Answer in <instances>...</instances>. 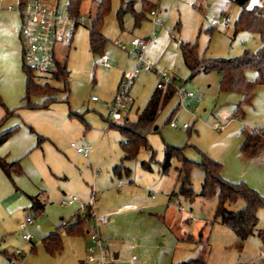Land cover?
<instances>
[{"label":"rangeland","instance_id":"rangeland-1","mask_svg":"<svg viewBox=\"0 0 264 264\" xmlns=\"http://www.w3.org/2000/svg\"><path fill=\"white\" fill-rule=\"evenodd\" d=\"M15 1L18 0H8ZM149 1L159 3L161 10L157 35H169L176 44L170 48L172 53L180 54V59L178 56L173 58L174 54L169 56L170 61L177 63L176 69L159 66L183 80L184 87L203 96L202 100L189 98L180 102L179 96H175L159 114L155 125L158 129L147 135L148 146H142L136 157L123 161L120 143L125 137L117 127H109L107 103L115 91L120 69L128 67L126 70H131L135 65L129 52L130 41L151 33L153 22L149 13L138 25L132 13L128 12L121 27L117 17L121 0H111V11L105 16L102 28L108 40L102 53H94L90 47L91 18L95 16L101 0H83L81 12L87 15V23L77 27L72 41L56 46L57 58L68 62L69 90H65L64 83L52 78L51 74L35 71L37 82H47L60 89L56 94L58 100L48 109L24 110L19 117L21 122L30 123L40 134L49 137L44 142L48 163L45 166L39 164L38 168L44 177L49 201L46 212L35 215V225L28 228L35 236L34 243L23 240L19 228V221L30 212L26 207L28 197L19 193L17 197L0 202V235H6L8 247L23 249L18 264H86L76 258L68 244L66 248L64 245L61 255L50 254L40 244L42 233L37 225L42 221H52L60 226L63 219H69L76 207L66 205L64 201L73 194L81 195L80 190H85L87 183L99 192V203L109 213L110 223L102 225V231L110 237L113 264H173L194 259L202 251L206 264H264L260 261L259 247L251 241L247 244L246 239L243 248L239 249L235 233L215 217L218 197L200 195L204 172L199 166L190 171L194 192L190 197L179 192L176 169L181 165L179 160L173 159L168 173L163 174L159 170V163L165 156V145L171 144L185 147L184 156L196 162L201 161L202 153L214 158L225 157L227 162L223 175L229 178L234 171L233 145L241 140L238 136L244 129L264 130V84L257 86L251 104H244L242 110L237 111L243 96L222 90L217 71H201L190 77L191 71L182 57L180 45L181 42H190L197 45L201 56L223 58L239 55L246 49L257 50L262 44L260 37L249 31L234 33V22L241 11L234 0ZM254 4L264 6V2L250 0L249 6ZM225 17L231 19L228 25L221 21ZM213 20L218 23L214 24ZM116 40L129 44L128 49L120 48ZM104 56L112 61L111 67L102 64ZM144 74L135 81H138L142 92V99L140 103L138 101L141 108L155 85L153 77ZM256 74L254 70L246 72L250 80H254ZM94 96L98 100H93ZM43 100V96L32 97L34 102ZM176 105L179 107L172 113ZM171 121L181 125L187 123L188 127L174 128ZM215 122L225 125L224 129H215ZM72 143L92 145L95 152L84 157ZM153 153L155 159L151 160ZM37 154L40 152L33 156L36 162ZM143 162H150L152 167H144ZM122 163L130 169V175L124 168L122 174L115 173L114 168ZM36 168L27 163L23 177L30 180ZM257 168L254 172L264 178V167ZM241 179L239 181H245ZM243 204L239 200L229 208L238 209ZM188 235L195 237L191 240ZM258 237L250 236L256 240L260 239ZM33 244L38 246L37 253L30 250ZM116 251L119 252L118 258H115Z\"/></svg>","mask_w":264,"mask_h":264},{"label":"trees","instance_id":"trees-1","mask_svg":"<svg viewBox=\"0 0 264 264\" xmlns=\"http://www.w3.org/2000/svg\"><path fill=\"white\" fill-rule=\"evenodd\" d=\"M27 0H20V4H24ZM240 7L241 11L238 18L234 22V33L239 31H249L259 35L262 42L257 50H244L241 54L232 57H206L199 55L196 44L190 42H182L181 50L184 60L191 71L190 77L204 71H217L220 74V88L224 91L237 92L243 96L238 104L237 111L242 110L244 104H251L256 88L259 84H264V6L254 4L249 6L250 0H234ZM83 0H72L73 12H81V4ZM136 0H121L120 7L117 10V17L120 26H123L124 15L131 12L135 23L139 24L146 15L150 13L156 6L148 0H142L141 10L135 9ZM111 0H101L97 6L95 16L91 18L90 26V47L94 53H102L107 42V37L103 34L105 16L111 11ZM56 69L51 73V77L64 83V89L69 90L68 62L66 60L56 59ZM23 69L26 74V91L22 98L21 104L14 108H9L4 103L0 95V105L5 109V114L0 120V128L17 110L22 107L31 109L47 108L57 100L56 94L60 91L57 87L51 86L49 83L41 84L36 80L35 70L23 63ZM254 70L256 78L250 80L246 72ZM184 82L183 80H181ZM49 90L51 92H49ZM176 94L173 87L168 89H159L153 93L146 107L142 110L139 117L135 121L125 119L122 123H113L125 140L121 141L124 151L123 161L132 159L137 156L142 146H148V134L154 131L157 118L165 106ZM33 96H43L42 102L32 101ZM174 113V112H173ZM80 116V114H79ZM34 130L33 127H30ZM17 128L4 131L0 134V145L8 139ZM158 129V128H157ZM156 129V130H157ZM263 129H252L242 131L243 139L240 149L244 152L254 155L264 152V134ZM44 137L38 135V145L42 143ZM185 147L175 146L171 144L165 145V158L161 162V173H168L173 159L180 161L176 169L178 171L177 179L180 183L179 192L185 196L193 195L192 182L190 180V171L194 166H199L204 172V179L200 195L205 198L217 196L218 203L216 207L215 217L220 223L232 229L238 237L236 243L239 249L243 248L244 241L251 235L257 233L264 243V228L258 229L259 222L258 211L264 207V196L257 190L250 187L245 181L234 182L224 177L223 163L213 157L202 153V159L199 162L188 159L184 156ZM155 159L154 153L151 160ZM0 166L12 177L13 173H21L22 166L20 160L8 161L5 157L0 156ZM143 166L151 168L150 162H143ZM124 166L118 165L114 168L115 173L122 172ZM33 205L37 209H42L40 201L37 197H32ZM242 200L243 206L238 209L229 208V205ZM38 212V210H37ZM88 216L80 217L76 222L70 224L65 230L69 234H77L82 232L87 224ZM46 250L55 255L63 249V243L57 234H51L44 240ZM200 253L196 258L178 262L173 264H206L205 253ZM16 255V254H15ZM8 254L7 258L16 260L18 264L19 256Z\"/></svg>","mask_w":264,"mask_h":264},{"label":"crops","instance_id":"crops-1","mask_svg":"<svg viewBox=\"0 0 264 264\" xmlns=\"http://www.w3.org/2000/svg\"><path fill=\"white\" fill-rule=\"evenodd\" d=\"M19 1L20 0H18L17 2L16 1L15 2H8V0H0V94L3 98V101L5 102L6 106L9 108H14V107L18 106L19 104H21L22 98L25 95V91H26V75L22 69L23 68V47H22V41H21V36H20L22 16L18 11L15 10V8L19 5ZM154 4L156 7L159 8V14H160L161 10H160L159 3H154ZM141 8H142V0H141V2H138L136 0L135 9L141 10ZM148 15H149V13H148ZM150 20H152V16H151ZM134 21H135V19H134ZM152 22H153V20H152ZM157 25H158V23L154 24V22H153V29L155 28L157 30V28H156ZM102 32H103V29H102ZM103 34L105 35L104 32H103ZM148 35H146V36H148ZM143 37H145V36H143ZM174 45L176 46V44H173V40L169 35H166L165 37L156 35V37L150 42V46L148 49V56H149V58H151V60L155 61L158 65L159 64L161 66L167 65V66L172 67L173 69H176L177 63L174 60L173 61L169 60V56L173 55V54H174L173 58L174 57L176 58L178 56V59H180V54L172 53V51L170 49L172 46L174 47ZM181 52H182V50H181ZM182 57H183V54H182ZM135 63H136V61H135ZM127 68L128 67H126V68L124 67V68L120 69L119 80H120L124 70H126ZM144 75H147V76L150 75L155 80V85L152 88V90L150 91V93L147 97V101L145 102V104L141 108L140 104H138V101L140 103V100L142 99V98H140V95L142 94V92L140 90L139 83H137L138 81L135 82L134 86L132 88V90H133V92H132L133 103H132L131 107L129 108V110L126 112L125 117L119 121H124L125 119L131 120V121L137 120L140 113L146 107L147 103L149 102L150 98L152 97L153 93L156 91V89H157L156 75L153 73H145ZM69 77H70V75H69ZM119 80H118V83H119ZM118 83L116 85L115 91L112 94L111 100L114 97ZM175 96H177V95L175 94L174 97ZM57 100H58V98H57ZM171 100H170V102H171ZM54 102H52L49 105V107ZM179 105H180V103H179ZM49 107L39 108V109H31L28 107H22V108L18 109L16 114L11 116L4 123V125L0 128V134L2 132L10 130L12 128H17L13 132V134L0 145V156L5 157L10 162L20 160V163L22 166V172L20 174L19 173H17V174L13 173L12 177H9L8 174L0 166V202L6 198H9V197H17V195L19 193L25 194L26 197H28V201L26 202L27 203L26 207L30 210V212H28L26 214L25 218L27 216L42 215V214H44V212H46V209H47V202L49 201V200L47 201V198H46V194H47L46 191L47 190H46V186H45L44 177L42 176V172H40L38 168H39V164H41L42 166H45L48 163L46 151L44 149V146H45L44 142L49 140V137L46 135L40 134L38 131H36V129L30 123L21 122L19 120V117H22V113H23L22 111H24V110L31 109V110L36 111V110L48 109ZM178 107L176 105L173 108L172 113L173 112L175 113L176 110L178 109ZM4 114H5V109L3 108V106L0 105V120L3 118ZM113 123H116V122H110V126H109L110 128L115 127L112 125ZM30 127H33L34 130H31ZM157 128H158V126H157ZM156 129H154V130H156ZM38 135H41L44 137V140L42 141V143L40 145H38ZM238 137L241 140H239L238 143L234 144L233 149H232V154L234 156V166H233L234 171L229 175V178H227V177L226 178L231 180V181H234V182H237L239 180H242L241 178H244L248 184L257 188L260 191V193H262L264 195V178L261 177V174L254 172L255 168L258 169L257 167H259V166L264 167V152L261 154L254 155V154L242 151L240 149V146L242 143L243 135L238 136ZM85 145H88V144H85ZM39 152H40V154H37L38 155L37 156L38 162H36L33 159V156ZM94 152H95V147H93L92 153H94ZM123 153H124V151H123ZM84 157H86V156H84ZM164 158H165V156H164ZM214 159L223 163V173H224V170L226 169L225 165H226L227 159L225 157H218V156H216V158H214ZM161 162L159 163L160 172H161V169H160ZM27 163H31L33 165V167L37 166V168L34 170V176L32 178H30V180H26L23 177ZM122 166H124L125 172L128 175H130V169L125 167V165L123 163H122ZM151 167H152V165H151ZM177 167L178 166H176V168ZM63 174H64L63 175L64 178H67V175L65 173H63ZM119 174H122V172H120ZM87 184H88V187L87 186L86 187L88 189L86 188L85 190L84 189L80 190V192L82 193L81 195L80 194H73V195H77L81 201H87L90 198L92 191L95 190L94 186L91 187L89 185V183H87ZM60 189H62V186H60ZM107 191H109V190H107ZM96 192H97V209L101 213L109 214L106 211V208L102 207V205L99 203V199H100L99 192L98 191H96ZM32 197L38 198L41 205H43L42 209H37L33 205ZM66 205H69V206L74 205V207H76L75 211H77L78 208L80 207L79 202H76V203L71 204V205L70 204H66ZM123 208H125V207H121L120 209H123ZM37 210H38V212H37ZM258 215H259V222H258L257 228L263 229L264 228V207L258 211ZM25 218H23L21 221H19V228L21 229V232H22L21 237L23 240H25L23 238V233L25 231L20 227V223ZM108 223H110V221ZM107 224H105V225H107ZM41 225L55 226L56 229L53 233H47V232H44V231L39 229V227ZM33 226H30L29 228L31 229ZM227 228H229V227H227ZM37 229H38V231H40L42 233L39 237V241H40L41 246L43 244V246L45 247L44 240L49 235L57 234L63 243V249L57 254L61 255L64 252L66 245L68 244L69 245L68 247L71 249V251L76 256V258H78L82 263L85 262V258H86L87 253H88V248L91 245V240H90V237L87 233V224H86L85 229L82 232H79L77 234H69L67 232V230L61 228L59 225L55 224L52 221H42V222L38 223ZM28 231L31 232L30 230H28ZM104 234L105 233L103 232V235ZM253 235H258V234L255 233ZM253 235H251V236H253ZM0 236H1L0 237V261H3V262L9 261L10 259L7 258V255L8 254H14L15 255V253H14L15 249H21V251L23 252L22 248L8 247V241H7L5 234L3 235V233H1ZM104 236L108 240V244L110 247V242H109L110 237H107L106 235H104ZM193 236L194 235H188V238L191 239ZM236 237H237V235H236ZM250 239L251 238L249 237V239H247L246 243L248 244L249 241H251L257 247H259L258 249L260 250V254H261L260 261H264V248H263L264 243H263V241L261 240V238L259 240H256L257 238H252L251 240ZM25 241H27V240H25ZM27 242H29V241H27ZM34 242H35V236H34V240L31 243H34ZM64 245H65V248H64ZM30 250L32 252L37 253L38 252V246H36V244H33V246L30 248ZM114 253H115V258H118L119 252L116 251Z\"/></svg>","mask_w":264,"mask_h":264},{"label":"built area","instance_id":"built-area-1","mask_svg":"<svg viewBox=\"0 0 264 264\" xmlns=\"http://www.w3.org/2000/svg\"><path fill=\"white\" fill-rule=\"evenodd\" d=\"M260 3L264 0H259ZM11 8V7H10ZM72 0H27L23 5L20 4L15 8L22 16L20 36L23 47V63L35 71L51 74L56 69V46L58 43L71 41L75 35L78 26L84 25L88 17L84 13L73 12ZM154 24L158 23L159 8L155 7L151 12ZM225 24L231 23L229 17L222 18ZM217 24V20H213ZM157 30L154 28L148 36L134 37L130 41V54L134 57L136 63L131 70H125L119 80L113 99L107 103L109 110V119L111 122L122 120L126 112L133 103L132 88L142 73H153L157 78V88L168 89L173 87L176 95L179 96L180 102L192 98L195 101H201L202 97L195 91L188 90L184 83L168 70L161 68L155 61L148 56L150 42L156 37ZM116 45L122 49H128V45L116 40ZM102 64L106 67L112 66V61L104 56ZM94 100H98L96 96ZM174 128H187L188 124L182 125L176 121H171ZM225 125L219 122L214 123V128L223 130ZM264 134V131H263ZM77 152L89 157L93 152L92 145H78L72 143ZM174 195H177L175 193ZM80 203V207L69 219H63L60 227L66 229L70 224L77 221L80 217L88 216L87 233L91 240L88 253L85 258L86 264H113L114 259L109 249L108 240L102 232V225L110 221L108 214L101 213L97 209V192L92 191L87 201H81L77 195H73L64 201V204ZM182 210L185 208L182 207ZM35 224L34 216H27L21 223L20 227L25 231L23 238L29 242L34 240V236L28 231L30 226ZM14 253L22 257L21 249H15ZM135 258V257H134ZM0 264H17L16 260L7 262L0 261Z\"/></svg>","mask_w":264,"mask_h":264},{"label":"water","instance_id":"water-1","mask_svg":"<svg viewBox=\"0 0 264 264\" xmlns=\"http://www.w3.org/2000/svg\"><path fill=\"white\" fill-rule=\"evenodd\" d=\"M157 128V126H155V129ZM40 230L47 232V233H53L56 229L55 226H45V225H41L39 227Z\"/></svg>","mask_w":264,"mask_h":264}]
</instances>
